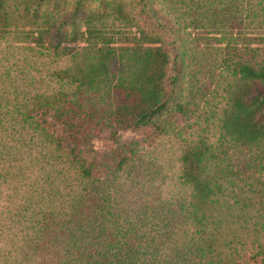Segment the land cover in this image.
Listing matches in <instances>:
<instances>
[{
  "label": "trees",
  "instance_id": "1",
  "mask_svg": "<svg viewBox=\"0 0 264 264\" xmlns=\"http://www.w3.org/2000/svg\"><path fill=\"white\" fill-rule=\"evenodd\" d=\"M61 1L0 0V264H264V0ZM192 31L224 105L146 194L137 148L94 140L176 131Z\"/></svg>",
  "mask_w": 264,
  "mask_h": 264
},
{
  "label": "rangeland",
  "instance_id": "2",
  "mask_svg": "<svg viewBox=\"0 0 264 264\" xmlns=\"http://www.w3.org/2000/svg\"><path fill=\"white\" fill-rule=\"evenodd\" d=\"M76 0H62L61 11L72 10ZM125 4L128 10H131L130 4L136 0H118ZM139 1V0H137ZM160 0H156L159 3ZM96 2L89 6L93 8ZM160 8L169 11L171 7L168 4H160ZM134 13L132 12V15ZM142 22V21H141ZM111 27H114L117 38L125 40L140 33L137 28L130 29L119 21L111 19L109 21ZM190 31V30H189ZM134 33L132 35L131 33ZM198 31H192L190 43L188 42L183 50L191 54L187 57V70L183 79V99L182 102H189V112L181 115L177 111L171 114L176 125L174 133L160 134L159 131L149 126L139 131H129L119 136V144L112 142L108 132L100 134L94 140V148L97 156H110L119 145L127 143L134 145L139 151L140 161L136 163L141 166L140 170H134L133 177L136 172H142L140 176V188L144 185L143 190L146 194L149 190H159V188H167L180 169L179 157L188 143L195 140L197 133H200V127L205 126V119L210 112L216 114L221 106L224 105V54L220 51V47L216 40L207 38L202 40ZM199 36V37H198ZM216 38V37H215ZM121 44V43H120ZM195 57V58H194ZM132 177L128 182H132ZM136 193L138 190H135ZM134 191V194H135Z\"/></svg>",
  "mask_w": 264,
  "mask_h": 264
}]
</instances>
